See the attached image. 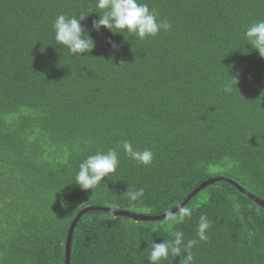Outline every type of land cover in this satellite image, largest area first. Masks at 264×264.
I'll return each instance as SVG.
<instances>
[{
    "label": "trees",
    "instance_id": "trees-1",
    "mask_svg": "<svg viewBox=\"0 0 264 264\" xmlns=\"http://www.w3.org/2000/svg\"><path fill=\"white\" fill-rule=\"evenodd\" d=\"M146 2L169 31L125 42L93 31V13L82 28L96 47L73 57L51 26L94 0H0V264H66L69 230L91 208L75 225L70 264H148L145 239L173 231L153 219L186 202L192 217L175 226L185 240L197 238L201 214L212 222L194 264H264V207L246 194L264 202V59L244 39L264 20V0ZM227 69L239 74L230 94ZM126 140L151 150L152 164L127 157ZM109 149L119 166L102 186L72 184L87 156ZM212 179L223 180L189 199ZM128 186L145 190L141 201L123 195ZM113 204L151 219L112 216Z\"/></svg>",
    "mask_w": 264,
    "mask_h": 264
},
{
    "label": "clouds",
    "instance_id": "clouds-1",
    "mask_svg": "<svg viewBox=\"0 0 264 264\" xmlns=\"http://www.w3.org/2000/svg\"><path fill=\"white\" fill-rule=\"evenodd\" d=\"M98 14V19L93 20L92 30L100 32L106 29L113 35L120 34L128 42L127 37H135L144 40L150 37H156L161 31L167 32L171 25L167 20L159 18V14L155 9H150L146 0H94V10L68 16L60 14L56 17L52 24L55 45L60 49H66L67 52L75 57H88L96 47L95 41L89 33L82 28V22L92 15ZM245 45L251 47L252 50L258 52L259 56L264 59V20L257 21L246 27L244 31ZM111 47L116 50L118 45L109 42ZM42 44V43H41ZM40 49L44 53L48 46L42 44ZM55 46V47H56ZM247 53V50H246ZM227 75L229 79L221 84V90L225 94H230L234 89H238L239 74L235 76ZM91 141H89L90 143ZM124 154L139 165L145 167L152 164L154 154L149 149L139 150L132 141L126 140L122 145L118 146ZM119 166V153L117 150L109 149L106 152H96L87 156L78 167V172L74 177V183L82 191L94 190L102 186L101 182L105 177L114 174ZM130 202L141 201L145 196L143 188H129L123 194ZM118 204L111 206L109 214L115 215V209ZM192 209L190 207L176 206V212H165V219L173 225V231L170 232L171 239H164L162 243H156L152 238L145 239L148 247V264H165L169 258L172 261L176 257H180L179 264H194L193 248L198 246L200 242H206L209 239L208 232L212 222L207 215L201 214L196 225L195 234L197 238L185 240V233L176 228V225L183 224L192 217Z\"/></svg>",
    "mask_w": 264,
    "mask_h": 264
},
{
    "label": "water",
    "instance_id": "water-1",
    "mask_svg": "<svg viewBox=\"0 0 264 264\" xmlns=\"http://www.w3.org/2000/svg\"><path fill=\"white\" fill-rule=\"evenodd\" d=\"M220 180H223V179H212V180H209L208 182L204 183L202 186L199 187L198 190H196L194 193H192V195L189 197V199L192 198L193 196H195L198 192H200L201 190H203V189H204L205 187H207L208 185H211V184H213V183H216V182H218V181H220ZM226 181H227L228 183L233 184V185L236 186L238 189H240L241 191L244 192V190H243L239 185L235 184V183L232 182L231 180H226ZM246 194L249 195L250 197H252V199H254V201H256L257 203H259L262 207H264V202H261V201L255 199L253 196H251V195L248 194V193H246ZM189 199H188V201H189ZM186 204H187V202H186L185 204L181 205V206L184 207ZM90 210H93V209L91 208V209H87V210L83 211V212L77 217V219L73 222V224H72V226H71V228H70V230H69V233H68V239H67V257H66V264H70L71 242H72V238H73V231H74L75 225H76V223L78 222V220L80 219V217L82 216V214H84L85 212L90 211ZM103 210H104V209H103ZM105 210H109V211H110V209H105ZM175 212H176V211H175ZM175 212H173V213H175ZM115 213H116V214H125V215H128V216H130V217L136 218V219H138V220H140V219H148V220L151 219L150 217H143V216H138V215L136 216V215H134V214L127 213V212H122V211H116ZM164 217H165V216H163V217H159V218H155V219H153V220H156V219H163Z\"/></svg>",
    "mask_w": 264,
    "mask_h": 264
}]
</instances>
